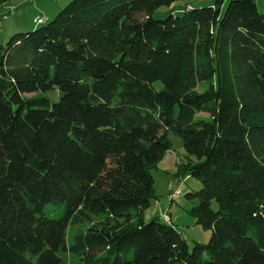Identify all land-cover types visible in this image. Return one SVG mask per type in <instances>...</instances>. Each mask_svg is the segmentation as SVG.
Segmentation results:
<instances>
[{"label": "trees", "instance_id": "obj_1", "mask_svg": "<svg viewBox=\"0 0 264 264\" xmlns=\"http://www.w3.org/2000/svg\"><path fill=\"white\" fill-rule=\"evenodd\" d=\"M176 1L180 14L153 17ZM170 133L188 154L177 177L201 184L185 194L190 214L211 231L192 250L170 218H144ZM61 253L70 264H264L255 0H72L0 44V264H68Z\"/></svg>", "mask_w": 264, "mask_h": 264}, {"label": "rangeland", "instance_id": "obj_2", "mask_svg": "<svg viewBox=\"0 0 264 264\" xmlns=\"http://www.w3.org/2000/svg\"><path fill=\"white\" fill-rule=\"evenodd\" d=\"M72 0H12L10 6L0 8V44H6L13 35L19 32L32 31L39 27L36 23L38 16L47 17V21L53 20L59 11ZM258 10L264 14V0H255ZM197 3L200 1H196ZM195 3V2H194ZM196 3V4H197ZM209 3V2H206ZM197 5H204L199 3ZM187 6L185 1H176L170 6H163L153 14L155 19H165L170 14H180ZM13 10V14L9 10ZM160 87V84H157ZM34 96V95H29ZM47 96L53 103L59 101L61 94L58 91L48 92ZM207 114H199L198 118H207ZM172 142V149L166 153L158 163L157 168L152 172L155 178V196L157 197L151 206L144 211L146 221L154 217L163 219L170 218L171 224L175 226L184 236L190 250L195 243H208L211 238V231L196 224L190 211L193 206L185 198V194L201 188L198 179L193 177H177V165L187 161L188 154L184 148L181 138L169 134ZM51 208H46L50 214ZM87 223H81L68 228L67 238L72 243V236L78 229H85ZM68 264L76 262V259L60 254Z\"/></svg>", "mask_w": 264, "mask_h": 264}, {"label": "built area", "instance_id": "obj_3", "mask_svg": "<svg viewBox=\"0 0 264 264\" xmlns=\"http://www.w3.org/2000/svg\"><path fill=\"white\" fill-rule=\"evenodd\" d=\"M13 10L14 9H11L9 10L10 13L13 14ZM36 23L39 25V24H44L46 21H47V17H43V16H38L37 19L35 20ZM166 220H168V218H166Z\"/></svg>", "mask_w": 264, "mask_h": 264}, {"label": "crops", "instance_id": "obj_4", "mask_svg": "<svg viewBox=\"0 0 264 264\" xmlns=\"http://www.w3.org/2000/svg\"><path fill=\"white\" fill-rule=\"evenodd\" d=\"M9 6H10V4H9Z\"/></svg>", "mask_w": 264, "mask_h": 264}]
</instances>
